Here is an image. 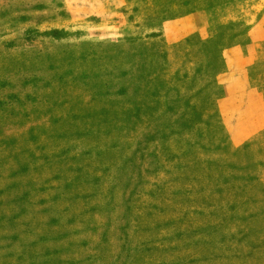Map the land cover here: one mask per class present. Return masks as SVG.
<instances>
[{"label":"rangeland","instance_id":"obj_1","mask_svg":"<svg viewBox=\"0 0 264 264\" xmlns=\"http://www.w3.org/2000/svg\"><path fill=\"white\" fill-rule=\"evenodd\" d=\"M254 1L0 0V264H264Z\"/></svg>","mask_w":264,"mask_h":264},{"label":"crops","instance_id":"obj_2","mask_svg":"<svg viewBox=\"0 0 264 264\" xmlns=\"http://www.w3.org/2000/svg\"><path fill=\"white\" fill-rule=\"evenodd\" d=\"M261 1V3L259 2ZM257 3V6L254 4ZM252 7L255 8V13L251 15L249 13L246 16L240 17L239 21L251 26L250 40L247 44L239 48V75L246 69L249 65L255 63L259 60L261 55V45L264 42V38L261 37L260 32L264 26V0H255ZM248 16H250L248 18Z\"/></svg>","mask_w":264,"mask_h":264}]
</instances>
